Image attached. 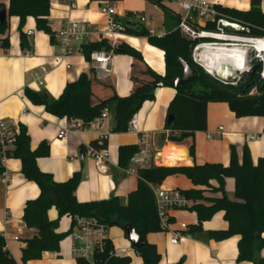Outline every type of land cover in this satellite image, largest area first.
<instances>
[{
	"label": "crops",
	"instance_id": "crops-1",
	"mask_svg": "<svg viewBox=\"0 0 264 264\" xmlns=\"http://www.w3.org/2000/svg\"><path fill=\"white\" fill-rule=\"evenodd\" d=\"M49 26L57 40L62 29L69 21L86 23L89 36L83 43H75L73 50L58 64L54 58L61 54L60 48L50 43V37L35 28V20L27 18L22 29L23 34L31 31L28 36L29 50L22 51L19 44V18L6 16L9 27L5 36L7 49L0 48V122H5L18 132L24 126L30 135V148L36 150L41 143H47L49 155L38 159L36 165L43 174H49L52 180L62 184L74 174L80 173L82 181L75 196L78 203H92L116 197L122 206L127 204L128 194L135 191L138 185L137 169L132 163L127 170L119 167L118 154L121 147L137 146L140 137L148 136L151 154L159 153L160 157L150 167H185L194 165L220 164L229 165L230 150L233 147L237 159L241 160L242 150L247 146L253 165L264 159V119L261 117H245L236 119L226 103L207 104V131L196 132L192 137L181 142L168 141L165 128L167 108L175 97V89L158 87L154 91V99L143 103L135 115L138 132L113 133L114 118L107 112V119L99 126L90 124L88 127L71 130V122L66 118L58 119L45 112L42 107L33 105L23 96L24 89L35 92H46L51 99H57L67 84L75 83L81 74L93 81L92 102L108 99L114 93L117 97H127L136 85L155 84L154 76L164 77L166 65L164 52L150 46L146 39L118 35L114 40H104L103 34L107 21L101 15L102 7L109 5L115 10L116 22L120 25L135 27L141 25L153 36L162 37L172 26L171 21L165 24L162 10L147 0L92 1L74 0L75 8L70 9L65 0H49ZM201 3L219 5L235 11L247 12L250 0H197ZM6 9L8 2L0 0ZM171 14L183 15L178 4L163 5ZM264 16V0L260 4ZM144 18L141 21L140 18ZM133 25V26H132ZM106 41L112 49L127 45L141 54L142 63L134 64L129 56L112 52L109 72L103 73L96 69L91 54V63L84 59L82 46ZM103 51V50H102ZM45 71L42 72V68ZM219 128H223L220 133ZM61 131L67 135L59 138ZM213 134L212 139H206ZM178 136V134H177ZM107 140L106 174H100L92 158L81 155V149L87 150L90 143L99 139ZM0 235L5 241V251L15 263H20L25 240L31 238L34 230H27L23 223V209L26 202L38 198L39 189L33 182L24 179L20 162L16 159H5L0 162ZM147 167V168H150ZM145 169V168H144ZM210 185L217 188V182ZM234 180H225L224 192L230 201H235ZM159 187L173 191L198 189L203 191L206 199L221 198L222 194L202 187H195L183 175L177 174L165 179ZM193 202L187 201L184 206L169 213L168 231L146 235L145 240L154 245L160 255L159 264H251L237 262L238 237L225 241H214L208 238L211 231H225L228 225L224 221V213L215 214L210 221L202 223V230L191 235V230L198 226L195 213L188 208ZM208 205V204H205ZM48 217L51 221L58 220V213L50 209ZM71 218L64 216L58 221L57 233L69 230ZM181 224L187 230L181 229ZM179 234L182 240L178 245L170 243L172 235ZM113 245L115 256L128 257L130 264H143L136 250L127 241L124 231L113 227L107 232ZM17 240H14V238ZM264 239V233L261 235ZM58 253H44L39 260L27 264H77L70 237L59 243ZM264 256V247L260 251Z\"/></svg>",
	"mask_w": 264,
	"mask_h": 264
},
{
	"label": "trees",
	"instance_id": "trees-1",
	"mask_svg": "<svg viewBox=\"0 0 264 264\" xmlns=\"http://www.w3.org/2000/svg\"><path fill=\"white\" fill-rule=\"evenodd\" d=\"M8 2L7 15L19 18L18 35L22 51L29 50L27 34L22 29L26 19L35 20V28L50 37V43L55 45V33L49 26V0H6ZM113 1L122 0H92ZM157 5L165 16V24L171 21L172 26L165 36H153L141 25L125 26V33L136 38H144L147 43L164 52L166 72L164 77L154 76L155 84L136 85L131 93L125 97H117L112 93L108 99L92 102L91 88L93 81L85 74H81L75 83L67 84L57 99H51L46 92H35L24 89L23 96L33 105L42 107L45 112L58 119L66 118L69 121H80L82 127H88L100 117L102 112H111L114 118L113 133H126L128 123L138 114L146 101L154 99V91L160 87H172L174 80L183 74L184 62L193 71L189 83L174 88L176 93L167 108V117H174L172 123L165 128L170 131L168 141L181 142L192 137L196 132L207 131V104L226 103L228 109L236 119L245 117H261L264 119V81L255 72L242 76L237 85L222 84L216 78L197 65L192 60V52L198 41H188L179 32L180 18L152 0H147ZM262 0H250V9L247 12L235 11L228 8L216 7L220 14L240 21L248 28V35L264 37V16L260 11ZM5 5L0 2V8ZM9 24L6 20L0 23V37L5 36ZM206 29L214 30V25L209 23ZM7 39H0V48L7 49ZM84 59L91 63L93 52L112 51L129 56L134 64H141V54L127 45H121L112 49L108 42L91 43L81 47ZM256 68V67H255ZM167 121V118H166ZM264 126V125H263ZM178 134V136H177ZM89 147L98 151L107 150V140L102 138L90 143ZM50 148L47 143H41L36 150L30 148V135L24 126H19L12 151L8 154L10 159L20 162L21 173L28 182H33L39 189L38 198L26 202L23 209V223L29 231L35 233L25 240V248L22 250L20 263L27 264L41 259L44 253H58L59 243L68 237L75 227V219L85 218L97 220L107 230L131 225L138 236L143 240L144 246L136 250L143 264H159L161 257L157 248L148 243L145 238L148 234L161 233L158 212L155 206V194L153 189L170 176L177 174L186 177L193 186L202 187L212 192L221 193V198L206 199L203 191L198 189L179 191L185 200L193 202L188 208L195 213L198 226L194 227L190 234L202 230V223L208 222L219 213H224V221L228 225L225 231H211L208 238L214 241H225L228 238L238 237L237 262L264 264V256L260 251L264 247V159L261 158L256 166L247 146L243 147L241 160L237 159L233 147L230 150V162L227 167L220 164L194 165L185 167H150L138 173L137 189L128 194L127 204L122 206L116 197L109 200L92 203H78L75 192L81 183L82 175L74 174L62 184L52 180L49 174L39 171L36 161L49 155ZM86 150L81 149V155L85 156ZM139 152L137 146L121 147L118 154L119 167L127 170L131 165V159ZM3 169L0 166V172ZM234 180L235 201H230L224 192L225 180ZM216 181L218 187L213 188L210 181ZM208 204V205H205ZM55 209L58 220L51 221L48 211ZM64 216L71 218L69 230L63 234L57 233L58 221ZM171 222L170 219L167 221ZM5 241L0 235V264H18L5 251ZM114 250L108 241L103 253L98 254L94 260L103 264H130L128 257L110 256ZM77 264H89L83 259H77ZM177 264H182L181 261Z\"/></svg>",
	"mask_w": 264,
	"mask_h": 264
},
{
	"label": "built area",
	"instance_id": "built-area-1",
	"mask_svg": "<svg viewBox=\"0 0 264 264\" xmlns=\"http://www.w3.org/2000/svg\"><path fill=\"white\" fill-rule=\"evenodd\" d=\"M70 9L75 8L74 0H65ZM160 5L176 3L179 5L182 16L178 24V30L183 38L190 41H198L192 52V60L196 62L210 76L216 78L222 84L237 85L242 76L251 72H255L264 81V37L248 35V28L240 21H236L226 17L216 11L219 5L201 3L197 0H152ZM115 10L113 6L106 5L101 9V15L106 19L107 24L104 40H114L118 35H124L125 26L120 25L115 19ZM144 21V18H140ZM213 24L214 30L206 29L207 24ZM86 23L72 22L62 29L57 40V46L61 50L59 57L54 58V65H58L69 52H71L75 43H83L88 38V28ZM27 36L33 35L31 31L26 32ZM103 40V41H104ZM206 49L212 50H234L237 53L236 61L241 63V69H235L232 65L228 73L231 78L219 77L217 70H211L208 62H205L202 55ZM112 52H96L92 55V60L96 69L103 73L109 72V63L111 61ZM256 67V68H255ZM45 68H42V72ZM107 112H102L101 116L96 118L93 123L95 127H99L106 119ZM71 130L69 133H74V130L83 128L80 121H70ZM128 131L138 132L135 117L128 123ZM223 128H219L221 133ZM18 132L11 129L7 123L0 122V162L8 159V154L12 151L14 140ZM170 131H167V138ZM67 135V131H61L59 138ZM213 134H208L206 139H212ZM139 152L131 159V163L139 170L150 167L156 163L160 157L159 153L151 154L150 145L148 144V136L143 134L140 137ZM85 156L90 157L96 163L100 174H106V153L105 150L98 151L93 148H88ZM155 194V206L158 212L160 221L161 233L168 231V219L171 211L177 210L184 206L186 200L181 193L173 190H168L163 187L153 189ZM75 227L72 229L69 237L72 241L74 256L77 259H83L89 264H103L95 261L94 258L103 253L106 243L109 241L107 228L102 226L94 219L76 218ZM181 229L187 230V226L181 224ZM14 240H17L15 237ZM182 237L179 234L172 235L170 243L173 246L179 244ZM113 250L110 256H114Z\"/></svg>",
	"mask_w": 264,
	"mask_h": 264
},
{
	"label": "water",
	"instance_id": "water-1",
	"mask_svg": "<svg viewBox=\"0 0 264 264\" xmlns=\"http://www.w3.org/2000/svg\"><path fill=\"white\" fill-rule=\"evenodd\" d=\"M6 16H7V9L5 7H1L0 8V23H4L6 21ZM181 63H182V67H183V74L180 78L174 80V82L172 83L173 88H177V87H180V86H183V85L189 83L191 78H192V75H193V71H192L191 67H189L184 62H181ZM231 69H232L231 66L223 65V67L221 68V71L218 72L219 77L231 78L230 77L231 75L228 73V71ZM205 73L209 74L208 72H205ZM173 119H174V117L168 116L167 121H166L167 125H170L172 123ZM122 228H123V231H124V234H125L127 241L129 242V244H131V247L134 250H138L144 246L143 240L138 236V234L136 233V230L130 224L125 225Z\"/></svg>",
	"mask_w": 264,
	"mask_h": 264
},
{
	"label": "bare ground",
	"instance_id": "bare-ground-1",
	"mask_svg": "<svg viewBox=\"0 0 264 264\" xmlns=\"http://www.w3.org/2000/svg\"><path fill=\"white\" fill-rule=\"evenodd\" d=\"M237 53L234 50H212L206 49L202 55L205 62H208L211 70L221 71L223 65H232L235 69H241V63L236 61Z\"/></svg>",
	"mask_w": 264,
	"mask_h": 264
}]
</instances>
